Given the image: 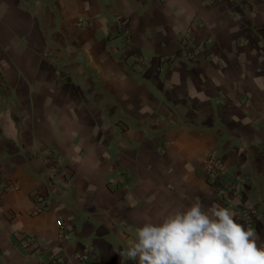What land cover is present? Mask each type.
<instances>
[{"label":"crops","instance_id":"1","mask_svg":"<svg viewBox=\"0 0 264 264\" xmlns=\"http://www.w3.org/2000/svg\"><path fill=\"white\" fill-rule=\"evenodd\" d=\"M188 30L205 50L166 70ZM262 118L264 0H0V181L18 185L0 192V264H79L86 247L95 264H136L117 249L193 203L237 222L257 209L264 244ZM48 152L61 162L46 187ZM208 153L225 167L216 182L203 175ZM235 179L241 193L226 202L219 189ZM36 188L49 211L34 213Z\"/></svg>","mask_w":264,"mask_h":264},{"label":"clouds","instance_id":"2","mask_svg":"<svg viewBox=\"0 0 264 264\" xmlns=\"http://www.w3.org/2000/svg\"><path fill=\"white\" fill-rule=\"evenodd\" d=\"M119 255L136 264H264V244L231 209L202 204L177 210L158 222H145Z\"/></svg>","mask_w":264,"mask_h":264},{"label":"built area","instance_id":"3","mask_svg":"<svg viewBox=\"0 0 264 264\" xmlns=\"http://www.w3.org/2000/svg\"><path fill=\"white\" fill-rule=\"evenodd\" d=\"M82 22H79L80 26ZM125 21L120 23V27H124ZM122 40L126 47H128L131 38L128 30L124 29L121 32ZM206 42L196 41L192 31L188 30L178 41L176 49L164 56L161 59V63L164 65L166 70H170L176 64H194L200 54L205 50ZM51 57V53L48 54ZM148 66V62L145 58L138 55H133V64L130 67V72L133 74H141L145 68ZM260 130L264 137V118L260 120L259 123ZM264 146V143H263ZM164 148V147H163ZM49 158V165L46 167V170L42 176L43 185L50 186L54 184V180L56 178L58 172V164L61 162V156H52L50 152L47 153ZM264 157V151L263 155ZM203 175L205 176L207 181L216 182L219 178L225 174V167L221 159L214 153H208L202 164ZM121 183L123 181L119 179ZM115 184V183H114ZM18 190V185L16 182H4L0 181V192H11ZM242 184L239 180H230L224 183L219 189V195L226 202L230 201L232 197H237L241 193ZM33 202H34V213L40 214L51 209V198L48 195H43L40 190L37 188L34 189L30 193ZM238 213V212H237ZM258 217V210L253 209L252 207L244 208V211L241 212V216H239V223L244 225L245 227L253 228L256 219ZM59 239L62 240L64 234V223L63 219L59 218ZM20 243L24 248H31V254L33 256H38L40 254L39 248V239L30 236L24 235L20 239ZM92 248L86 247L78 256L79 264H95V259L91 256ZM41 264H65V261L62 258L48 257L45 261L41 262Z\"/></svg>","mask_w":264,"mask_h":264}]
</instances>
